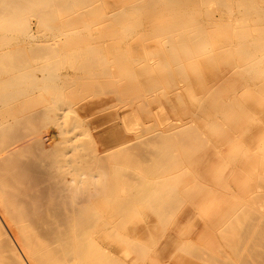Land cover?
Segmentation results:
<instances>
[{"label": "rangeland", "instance_id": "obj_1", "mask_svg": "<svg viewBox=\"0 0 264 264\" xmlns=\"http://www.w3.org/2000/svg\"><path fill=\"white\" fill-rule=\"evenodd\" d=\"M125 1H127V2H125ZM181 1L184 3V5L187 8H191L192 11H195L196 14H198L196 12L198 10L199 14H200V16H202L203 20H209V22H205L206 26H205L204 30H205L206 37H205L204 43L202 44V47L199 50L194 51L193 53H191L188 56L181 55L179 53H176V54L173 53V51L171 50V37L176 38V35L171 34V33H175V32L171 31L170 35L169 34L166 35L164 33L165 30L163 31V29H162L165 24H169V22H170L169 19L172 18V17H170V13H169V11L171 9L168 8V5L171 3L170 0H122V2L121 1L119 2V0H90L87 3V6L80 5L79 2H74L73 6L70 10H63L62 9L60 12H58L57 16L59 17L60 21L63 23H67L71 20H77L80 24L86 23L85 29L89 28L88 31H87V29L85 30L86 34L94 35L95 39H97V41H95V44H97V45H95V46H99V47L103 48L104 57H103L102 61L100 62V64H98L100 73H103V74L99 75L97 78H94V79H92L90 77V75L87 73L86 70L83 69V71H82L81 67H78L79 62L82 59L77 58V55H76L77 50L73 49V50H71L72 52L70 50H63L65 47H68V45L66 43L67 35L60 33V31L59 32L57 31V33L56 32L53 33V32L49 31L51 33V35H49L50 33H47V30H45L41 26H39V23H38L39 19L37 16H35L33 14L32 15L29 14V16H27V18H26L28 20L27 22L30 24V33L35 34V35H33V34L32 35L35 38L37 37L36 39H41V40L44 39L43 41L40 40L42 43L41 45H43V44L45 45L47 42L46 46H49V45L50 46H57L63 50L65 56L70 55L69 57H67L68 59L66 58V61L64 60V65L66 62L67 63L65 65L66 68L64 67V69H63V77L62 78L64 79L63 81H66L65 82L66 83L65 84L66 89L62 93L64 101H62L61 103H71V108L75 111V112H72L71 115L74 118L76 117V119L79 120L78 127H76L74 130V132L77 134V137L75 138L74 143L81 144L83 141L92 140L93 143L95 144L96 148L99 150H103L105 147H107V148H112L113 150L116 149L115 151L118 150L119 152L121 150L125 151V153H124L125 155L121 161V163L124 161L122 163L123 167L121 168V170L122 169L124 170L122 172L123 175L121 174V178L124 180H122V182L119 184V191L121 193L120 199L123 201L119 200L116 202H109L108 196L104 195L103 200L101 202L103 214L105 215L107 213V215H105V216H110L113 218V221H114L113 227L114 228L113 227L109 228L111 230L106 229V231H104L101 234L100 244L102 245L104 250L106 248V250H105L106 252H110V253L112 252L111 255L114 257L113 258L114 264H203V263L204 264H212L211 261L214 262L213 264H221V263L222 264L223 263L224 264L225 263L226 264H230V263L238 264L239 259L236 256V252H234L229 247V245H228L229 242L226 243L227 237L225 234H223L221 232L220 226H217V225L221 224V219H222L223 215L225 214L226 210L231 205V203H235V201L236 202L241 201V202H245V203H249L250 201L254 202V201H257V199L259 200V198H262V196L264 195V190H263L264 189V181H263L264 180V64H263V60H261L262 65H261L260 71L258 69L255 72V74H258L257 72H260L258 75L252 74L254 72L250 68L252 65L251 62L253 61L254 57H257V54H258V57L262 56V59L264 58V54H263L264 53V37H263L264 35H261V34H264L263 33L264 32V28H263L264 27L263 26L264 21H263V23H260L261 22L260 16L256 15L258 13L254 14L256 12V8L254 5L255 4L258 6L263 5L264 0H261L262 2L260 0L259 1L257 0L258 3L260 2V4L255 2L256 0H235V1L234 0H223L226 4L222 3V1H220V0H211V1H209V0H207V1H203V0H177L176 1L175 0V2H173V3H181ZM216 1H217V3L219 1L218 4H220V3H222V4L218 5L216 3ZM230 1H231V4H230ZM252 1H254V2L252 3ZM115 2H117V3H115ZM123 2L125 4H132V3L136 2V3H146L148 5H151V6L146 8V11L143 13L141 18L138 16L136 17L137 23L140 25V21H141V23L144 25L136 28L133 33L132 32L129 33V30H127L128 32L123 33L125 30H123V26L121 24L124 21L120 22L119 16L114 15L115 10H117L122 4H124ZM203 2H205V3L203 4ZM157 4H158V6H157ZM251 4H253V5H251ZM116 6L118 7L117 9H116ZM78 7H80V8H78ZM112 7H114L113 10H112ZM223 7H225V8H223ZM237 7H239V9ZM107 8H109V9H107ZM242 8H244L250 12L254 11L252 13L255 15L256 19L252 13L245 11L246 13L247 12L249 13V15H248V13L246 14L245 12H242L243 11ZM83 9H85V10L83 11ZM106 9H107V11H106ZM230 9H231V11H227ZM221 10H224V11H221ZM239 10L241 13L239 12ZM113 11H114V14H113ZM102 13H104V14L107 13V14L101 15ZM109 13H111V14H109ZM229 13L231 14V17L229 16ZM242 13H245V14H242ZM150 14H152V15H150ZM240 14H242V16ZM86 15H87V17H86ZM100 15H101V18H99L100 20H98V16H100ZM102 16L106 19H104ZM94 18H96V19H94ZM88 19L90 20V22ZM91 19H94V20H91ZM257 21H259V24ZM87 22H88V24H87ZM255 22H257V23H255ZM213 23H214V25H213ZM247 23L249 24V26ZM116 26H117V28H116ZM221 26L226 27V30H225V28L223 30V27H221ZM250 26H251V28H249ZM168 27H169V25H168ZM219 27H220V29L217 30V28H219ZM229 28L230 29L232 28V29L230 30ZM249 29H252V30H249ZM44 30L46 33L44 32ZM228 30H229V32H228ZM254 31H256V32H254ZM249 33H250V35H249ZM255 34L260 35V37H263V38H260L259 36H256ZM101 35H103V37ZM112 35H113V38H112ZM246 35H248V37H250V38L252 36V38H254L255 40H253L252 38H251L252 40H250V38H249V39H247L249 42L248 43L246 38H245ZM15 36H17V38H21L22 34L17 33ZM54 36H56V37H54ZM51 37L52 38L54 37L53 38L54 41L52 40ZM104 37H105V39H104ZM125 37H126V40H125ZM50 38H51V40H50ZM133 38H135V39H133ZM136 38H138V39H136ZM47 39H49L51 42ZM225 39H226V41H225ZM243 39L246 40V41H244V43H243ZM48 42H50V44H48ZM134 43H135V45H134ZM146 45H147V47H146ZM249 45H251V46H249ZM142 46L144 49L141 48ZM221 46H222V48H220ZM255 48H257V49H255ZM249 49H252V50H249ZM141 50L142 51L144 50L143 51L144 53ZM254 50H255V52H254ZM67 51H69V54L66 55V53H68ZM146 51H147V53H146ZM138 52H140V53H138ZM167 52H169V53H167ZM255 53H256V55H255ZM248 54H249V56L247 57ZM261 54H263V55H261ZM132 55H133V57H131ZM137 55H138V57H137ZM160 55L161 56L163 55V56L160 57ZM135 56L137 57V59ZM154 56H156V57H154ZM129 57H130V59H129ZM141 57L143 58V60ZM165 57H167V58L165 59ZM145 59H146V61H145ZM164 60H167V61H164ZM140 62L142 65L140 64ZM166 62H168V63H166ZM67 64H68V66H67ZM72 65H75V66H72ZM165 65L167 67H165ZM242 65H244V66H242ZM248 65L250 66L249 67L250 69L248 68ZM137 66H138V68H137ZM176 66H178V67H176ZM245 66H247L248 70L246 69ZM242 68H243V70H241ZM101 69H103V70H101ZM106 69L108 72L105 71ZM135 69L138 71L137 74H136L137 71ZM65 70H66V72H65ZM178 71H180V72H178ZM245 71H248L250 76H248L249 74L246 73ZM68 72L69 73L71 72V73L69 74ZM104 72L110 74L108 76L109 77L108 80H110L113 85H110L109 86L110 88H105L107 91L106 90L96 91V89L94 90L93 86L97 84L96 83L97 80L101 79V81H103L104 79L107 80V78H108ZM147 73H148V75H147ZM244 73H245V75H244ZM83 74L85 76H82ZM111 74H113V75H111ZM246 74H248V75H246ZM261 74H262V76H261ZM137 75H138V77H137ZM171 75H173V76H171ZM251 75H254V76L252 77ZM126 77H129V78H126ZM158 77L160 80L158 79ZM138 78H139V80H138ZM252 78H254V79H252ZM90 79H92V80L90 81ZM111 79H113L114 82ZM117 79L118 80L120 79V80L118 81ZM246 79L248 80V82L246 81ZM116 82H119V83H116ZM139 82H141L143 87H141L142 85ZM87 83H88V85H87ZM174 83L178 87H176V85ZM90 84H92V85H90ZM151 84H152V86H151ZM160 84H162V85H160ZM114 85L116 86L117 91H114V88H115ZM117 85H118V87H117ZM139 85H141V86H139ZM213 85L215 87V90H214ZM91 86H92V88H91ZM146 86H147V89H146ZM209 86H210V88H209ZM111 87H113L114 92L111 91V89H112ZM151 87H152V89H151ZM153 87L155 89H157L156 87H159V88H158V90H155ZM185 87H187V88H185ZM133 89H135V90H133ZM171 91L173 93H171ZM192 91H194V92H192ZM152 92H153V94H152ZM139 93H142V94H139ZM206 93H208V94H206ZM131 94L132 95L135 94V95L132 96ZM141 95L143 97L147 96V98L145 99V98L141 97ZM151 95H153V96H151ZM115 97L117 98V100ZM140 97H141V99L143 98L145 103H147L146 105L143 101H141V99H139ZM169 97H171V98H169ZM129 98H130V100H129ZM135 98H136V100H134ZM112 99H114V100H112ZM159 99H160V101H159ZM230 99L232 100V103H231ZM124 100H126V101H124ZM65 101H67V102H65ZM172 101L175 103L176 107L173 105L174 103ZM73 102H75V103H73ZM76 102H78V103L76 104ZM141 102L144 105L141 106V104H142ZM80 103H81V105H80ZM85 103H87V105H85ZM112 103H114V104H112ZM105 104H106V108H105ZM107 104H109V105L111 104L110 107L107 106ZM188 104H190V105H188ZM76 105L78 108L79 107L80 108L79 109L76 108L75 107ZM103 105H104V107H103ZM101 106H102V108H101ZM146 106H148L149 108L146 109ZM123 107L124 108L133 107L132 108L133 110L136 109L135 113H134V111H132L130 109L126 111L125 109H123ZM142 107H145V108L143 109ZM181 107H183V109ZM83 108H84V110H83ZM128 108H126V109H128ZM188 110H191L194 113L190 112L191 113L190 114ZM150 111L152 112V115H151ZM183 111L185 114L183 113ZM127 112H129V113H127ZM147 115H151V116H149L151 118H149ZM189 115H190V118H188ZM123 117H124V120H123ZM154 118H155V122H154ZM91 120H93V121H91ZM130 120H131V122H130ZM172 120L174 122L178 121L181 125L179 123L178 124L180 126L177 125ZM88 121H90V122H88ZM81 122H82V124H81ZM166 124H167V127H166ZM170 124H172V125L175 124L176 127L174 125L173 127H175V128H172L171 127L172 125H170ZM135 126H138V127H135ZM147 126H148V129L150 127H151V129L148 130L146 128ZM184 126H185V128H184ZM131 127L132 128L134 127V130H132ZM48 128L54 132L56 129V126H55V124H49ZM145 128L149 132L150 131L151 132L147 133V130H145ZM152 128H155L156 130L154 129L155 130L154 131ZM161 128H163V131ZM168 129H169V131H168ZM176 129L180 132H177ZM89 130H91V132ZM144 130L146 132H144ZM174 130H176V133H178V134L174 133L173 132ZM242 130H244L245 132ZM169 132L170 133L172 132V136L174 135L173 137H171L172 141H169V143H170V145L176 146L177 148L173 147V146L172 147L175 150L177 149L176 151H178L176 153V151L174 150L176 155H174L172 157L170 155L172 153V151L169 154L171 162H175L174 166H173V170H172V176H173V174H175L174 176H176L178 174L179 175L181 174L179 177L183 176L182 178H180V180H177V182H176V185H177L178 190H179L177 194H180V195H178L176 197L172 195V197H174L175 200L173 199L174 202L173 201H172V203L170 202L171 204L169 203V200L166 199L167 201H166L165 210H159L160 204H158V203L156 204V201H152L150 203V201L146 202V200L144 201L143 199L141 200L138 198L134 199L135 201L134 200H132L131 202L129 201V203H127L125 205V209H124V207L122 209H117L118 205H121L120 203L124 202V200L126 199V197H127L126 194L128 193L127 190L131 189V185L129 186L130 183L128 180L133 178L132 177L133 174H137V175H135V177L136 176H142L144 178L145 177L151 178L154 175V174H152V176H151V172L152 173L155 172V171H152L154 168H152L151 166L155 165V162L157 161V157H155L156 156L155 155L153 158V154L156 152V149L159 148V146H157V143H156L157 140H155L156 139L155 137H157L159 139L158 140V142H159V141H161L160 139H163V138H161L158 135V133L162 137H164V134L169 133ZM189 132H191V133H189ZM232 132H234V133L232 134ZM151 133L152 134L156 133L155 135H152V136H154V139H151V138H153L151 136ZM82 134L86 135V136L84 137ZM136 134L140 138L137 137ZM147 134L150 136H148ZM144 135L146 136V139H144V137H145ZM191 135L192 136L194 135L193 138H195V139H193ZM178 136H180V137H178ZM182 136H184V138L187 136V138H185V139H189V140L183 141ZM255 136H256V138H255ZM132 137L135 140H133ZM141 137H143V138H141ZM138 138H139V140H138ZM149 138L151 139L150 141H148ZM196 139H198V140H196ZM144 140H145L146 144H143ZM152 140H154V141L152 142ZM183 143H186V144H183ZM136 144H138L139 147H141V150L146 149V152L143 150H142L143 152L142 151L140 152V153H144V154L146 153L147 154V155L145 154V156H144V154H141L140 159H142V161L144 163H146L145 159H148V158L143 159V157H148V155L151 156V154H152L151 151H155L152 154V160L154 159V161H152V160L147 161L149 163L151 161L150 164H152V162H153L152 165H150L149 163H146V164H148L147 168H146V166L143 164V162H141V160H139L138 156H140V155H138L139 154L138 150H140V149H138L139 147L137 148L138 145H136ZM218 144H220V145H218ZM125 145H127L129 147L127 148ZM158 145H159V143H158ZM113 146L115 148H113ZM241 146H242V148H241ZM130 148L132 149V151L129 150ZM135 149H137V152H135V153L137 154L138 158L136 157V154L133 153V151H135ZM153 149H155V150H153ZM189 150H190V152H189ZM183 151H184V153H183ZM148 152H150V154ZM178 154L181 155V158H179L180 156ZM225 155H227V156H225ZM177 158H179V159L184 158V159H182L180 161V160H177ZM224 158H225V160H224ZM149 159H151V157ZM174 159L177 161H173ZM226 159H229L230 164L228 163V160H226ZM230 161H232L233 163ZM130 164H131V166H130ZM226 165H227V167H226ZM217 168H218V170H217ZM147 169H149V170L151 169V171L149 172V170H147ZM129 171H131V173L132 172H134V173L131 174ZM146 172L148 173V176H147ZM240 172H241V174H240ZM124 173H127V174L130 173L131 176L129 174L130 177H128V175H126ZM211 174H213V175H211ZM257 174H258V176H257ZM217 175H219L218 176L219 178L217 177ZM154 177H157V175H154ZM176 177L177 178H175V179H179L178 176H176ZM246 177H247V179H246ZM157 178L159 181L161 180V179H159V177H157ZM192 181H194V182H192ZM200 182H202L204 184H202ZM220 182H221V184H220ZM194 183H195V185H194ZM197 183H199V184H197ZM197 186H200V187H197ZM203 186H205V187L203 188ZM210 186H212V187H210ZM128 187H130V188H128ZM215 187H216V189H215ZM218 187H220V188H218ZM223 190H224V192H223ZM229 192H231V193H229ZM166 193H167V191H166ZM163 194L164 193L162 192V195ZM225 194H227V195H225ZM127 195H129V194H127ZM168 195H170V194H168ZM161 196H160V198H161ZM165 196H167V194ZM165 196L163 195L162 198L163 197L165 198ZM106 197H107V199H106ZM169 197L172 198L171 196H169ZM169 197H166V198L169 199ZM221 197H222V199H221ZM162 198H161V200H162ZM235 198H237V199H235ZM179 200H181V201H179ZM221 202H222V204H221ZM133 203H135V204H133ZM154 203L156 204L155 206H157L156 207L157 209L155 208ZM147 204L153 205L154 207L153 206L148 207ZM136 206H137V208H136ZM183 206H184V208H183ZM173 208H175V209H173ZM181 208H183V209H181ZM134 209H136V211H138V212H136ZM121 211H123V212L121 213ZM131 214H132V216H130ZM117 217H119V218H117ZM160 217L162 218V220ZM180 219H182V220H180ZM161 224H162V226H161ZM169 226H170V228H169ZM218 228H219V230H218ZM118 232H120L122 234H120ZM112 233H113V235H112ZM116 233L120 234V236H122V238L120 236H118V234H116ZM180 233L183 235V238H182V235ZM123 234L126 236H124ZM150 234H152V235H150ZM217 234L219 237L217 236ZM115 236H118V238ZM152 236H154V238H152ZM198 236L200 238H198ZM207 237L209 238V240H211L210 238H212V240L217 238V241H216V239H215V241H212V240L207 241V239H208ZM125 238H126V240H125ZM188 239H191V240H188ZM222 240H224V241H222ZM135 242L137 245H135ZM208 242H210L212 244L210 245V243H208ZM191 243H193V244H191ZM178 244H180V248H179ZM182 244H184V245H182ZM192 245H193V247L194 246L196 247L198 245L196 248L194 247L195 249L193 248L196 252L192 249ZM209 245L212 246V248ZM214 245H216V247L217 246L220 247L219 248L220 250H218V247L216 248ZM219 245H221V246H219ZM153 246H155V247H153ZM213 246H214V248H213ZM139 247H144L145 252H143V248H141L142 249V251L140 250L141 252L139 250L137 251L136 248L139 249ZM133 248H134V250H133ZM175 249H176V251H175ZM209 249L214 251V252L210 251ZM108 250H110V251H108ZM186 250L187 251L190 250V251L187 252ZM192 250L195 254L192 252ZM100 252H103V251H100ZM177 252H178V254H177ZM114 254H116L118 257L114 256ZM120 254H121V256H120ZM200 254H202V255H200ZM215 254H217V255H215ZM218 254L220 257L218 256ZM149 255H150V258H149ZM195 255L197 257H198V255H200V259H199V257L196 258ZM203 256L206 258H204ZM221 257L225 261H223V259ZM209 258H210V261H209ZM219 258H220L221 262L216 261ZM262 259L264 260V258H262ZM263 260L258 261V258H252V259L250 258V263L252 262V264H256V263L260 264V262H261V264H264ZM103 263L105 264L106 262L103 261Z\"/></svg>", "mask_w": 264, "mask_h": 264}, {"label": "bare ground", "instance_id": "obj_2", "mask_svg": "<svg viewBox=\"0 0 264 264\" xmlns=\"http://www.w3.org/2000/svg\"><path fill=\"white\" fill-rule=\"evenodd\" d=\"M89 1L90 0H0V264H104L103 261L106 262L105 264H114V260H113L114 257L111 255L112 252L111 253L106 252L105 251L106 248L104 247L105 248V250H104L102 245L100 244L101 234L104 231H106V229L111 230L109 228L113 227V222H114L112 217L105 216V215H107V213L105 215L103 214L101 202L103 200L104 195L108 196L109 202H116L119 200L123 201L120 199L121 193L119 191V184L122 182V180H124L121 178V174L124 171L123 169L121 170V168L123 167L122 163L124 161L122 163H121V161L125 155L124 154L125 151L121 150L122 152L121 151L119 152L117 150L118 151L117 152V151H115L116 149L113 150L112 148H107V147H105L103 150H99L96 148V146L92 140L83 141L81 144L74 143L75 138L77 137V134L74 132V130L76 127H78L79 120L76 119V117L74 118L71 115L72 112H75L71 108V103H61L62 101H64L62 93L66 89V85H65L66 81H63L64 79L62 78L63 77V69L67 63L66 62L64 65V60L66 61V58L70 56V55L65 56L63 50H70V51L73 49L77 50V54H76L77 58L82 59L79 62L78 67H81L82 71H83V69L86 70L92 79L97 78L99 75L103 74V73H100V70L98 67V64H100V62L102 61V59L104 57L103 48H101L99 46H95V45H97V44H95V41H97V39H95L94 35L86 34L85 30L87 29V31H88V29H89V28L85 29L86 23L80 24L77 20H71L67 23H63L60 21L59 17L57 16L58 12H60L62 9L63 10H70L72 8L74 2H79L80 5L87 6V3ZM120 1L122 2V0H119V2ZM170 1H171V3L168 5V8L171 9L169 11V13H170V17H172V18L169 19L170 20L169 24H165L162 29H163V31L165 30L164 33L166 35L167 34L170 35L171 31L175 32V33H171V34L176 35V38L171 37V50L173 51V53L174 54L179 53L181 55L188 56L191 53H193L194 51H197L202 47V44L204 43L205 37H206L205 30H204L205 26H206L205 22H209V20H203L202 16H200L198 10L196 11L198 14H196L195 11L191 10V8H187L182 1H181V3H173V2H175V0H170ZM203 1H207V0H203ZM209 1H211V0H209ZM220 1H222V3H224V4H226L223 0H220ZM258 1L256 0L255 2L258 3ZM125 2H127V1H125ZM253 2L254 1H252V3ZM115 3H117V2H115ZM204 3L205 2H203V4ZM216 3H217V1H216ZM218 3H219V1H218ZM222 3H220L218 5H221ZM230 4H231V1H230ZM258 4H260V2ZM251 5H253V4H251ZM263 5H259V6L256 4L254 5L256 8V12L254 14L258 13L256 15L260 16V19H261L260 23H263V21H264V6ZM149 6H151V5H148L146 3H136V2L132 3V4H125L124 3L119 8L116 6V9L117 8L118 9L115 10V14L113 11V14L119 16L120 22L124 21L121 24L123 26V30H125L123 33L128 32L127 30H129V33H131V32L133 33L136 28L144 25L141 23V21H140V25H139L137 23L136 17L138 16L141 18L143 13L146 11V8ZM157 6H158V4H157ZM78 8H80V7H78ZM109 8H107V9H109ZM223 8H225V7H223ZM237 8L239 9V7H237ZM107 9H106V11H107ZM113 9H114V7H112V10ZM242 9H243V11L241 10L242 12L248 11L244 8H242ZM84 10L85 9H83V11ZM221 11H224V10H221ZM227 11H231V9L227 10ZM239 12H240V10H239ZM248 12H250V11H248ZM252 12H254V11H252ZM252 12H250V13H252ZM111 13H109V14H111ZM245 13H242V14H245ZM29 14H31V15L33 14V15L38 17L39 26H41L43 29L47 30V33H50V32H53V33L56 32L57 33V31L58 32L60 31V33L67 35L66 43H67L68 47H65L62 50L57 46H50V45L46 46L47 42L45 45L44 44L41 45L42 44L41 41H43L44 39H42V40L36 39L37 37L35 38L33 36L35 34L32 33L33 34L32 35L30 33V24L27 22L28 20L26 19L27 16H29ZM103 14L104 13H102L101 15H103ZM106 14H104V15H106ZM242 14H240V15L242 16ZM254 14H253V16L255 17ZM101 15L98 16V20H100L99 18H101ZM150 15H152V14H150ZM248 15H249V13H248ZM229 16L231 17L230 13H229ZM86 17H87V15H86ZM94 19H96V18H94ZM94 19H91V20H94ZM104 19H106V18H104ZM255 19H256V17H255ZM89 22H90V20H89ZM257 22L259 24V21H257ZM257 22H255V23H257ZM87 24H88V22H87ZM168 25H169V27H168ZM213 25H214V23H213ZM248 26H249V24H248ZM221 27H223V26H221ZM116 28H117V26H116ZM224 28L226 30V27H223V30H224ZM249 28H251V26ZM219 29H220V27L217 28V30H219ZM45 30H44V32H45ZM249 30H252V29H249ZM228 32H229V30H228ZM254 32H256V31H254ZM17 33L22 34V37L17 38V36H15ZM49 35H51V33ZM249 35H250V33H249ZM261 35H264V34H261ZM101 36L103 37V35H101ZM256 36L260 37V35H256ZM54 37H56V36H54ZM263 37H260V38H263ZM51 38H50V40H51ZM53 38H52V40L54 41ZM112 38H113V35H112ZM245 38L247 40L250 37H248V35H246ZM251 38H252V36H251ZM251 38H250V40H252V39L255 40L254 38H252V39ZM104 39H105V37H104ZM133 39H135V38H133ZM136 39H138V38H136ZM47 40H49V39H47ZM125 40H126V37H125ZM246 40L243 39V43ZM225 41H226V39H225ZM50 42H48V44H50ZM247 42H248V40H247ZM134 45H135V43H134ZM249 46H251V45H249ZM146 47H147V45H146ZM141 48L144 49L143 46ZM220 48H222V46ZM255 49H257V48H255ZM249 50H252V49H249ZM67 52L68 53H66V55L69 54V51H67ZM254 52H255V50H254ZM138 53H140V52H138ZM146 53H147V51H146ZM167 53H169V52H167ZM263 54H261V55H263ZM255 55H256V53H255ZM162 56L160 55V57H162ZM248 56H249V54L247 55V57ZM131 57H133V55ZM137 57H138V55H137ZM137 57H136V59H137ZM154 57H156V56H154ZM166 58L167 57H165V59ZM129 59H130V57H129ZM142 60H143V58H142ZM261 60H263V64H264V58L262 59V56L258 57V54H257V57H254L253 61L251 62L252 63L251 67L248 65V68L250 67L252 69V71L254 72V73L251 72L252 74L258 75L260 73V72H257L258 74H255V72L258 69L260 71V68L262 65ZM145 61H146V59H145ZM164 61H167V60H164ZM166 63H168V62H166ZM140 64H141V62H140ZM67 66H68V64H67ZM72 66H75V65H72ZM138 66H137V68H138ZM242 66H244V65H242ZM165 67H167V66L165 65ZM176 67H178V66H176ZM245 67L247 69V66H245ZM101 70H103V69H101ZM241 70H243V68ZM105 71L108 72L107 69ZM65 72H66V70H65ZM106 72H104V73L108 77L110 74H108ZM178 72H180V71H178ZM245 72L248 73V71H245ZM137 73H138V71L136 72V74ZM248 74H246V75H248ZM111 75H113V74H111ZM147 75H148V73H147ZM244 75H245V73H244ZM254 75H251V76L253 77ZM82 76H85V75L83 74ZM171 76H173V75H171ZM248 76H250V74ZM261 76H262V74H261ZM137 77H138V75H137ZM126 78H129V77H126ZM92 79H90V81ZM108 79H109V77L107 78V80L106 79H104L103 81H101V79L97 80V82H96L97 84L96 85L93 84L94 90L96 89V91H98V90L102 91V90H106L105 88H110L109 86L113 85V84ZM158 79H159V77H158ZM252 79H254V78H252ZM111 80L113 81V79H111ZM138 80H139V78H138ZM246 81L248 82L247 79H246ZM116 83H119V82H116ZM139 83L141 84V82H139ZM87 85H88V83H87ZM90 85H92V84H90ZM141 85H139V86H141ZM160 85H162V84H160ZM151 86H152V84H151ZM210 86H209V88H210ZM113 87H111L112 88L111 91H113ZM117 87H118V85H117ZM141 87H143V85ZM176 87H178V86L176 85ZM213 87H214V85H213ZM91 88H92V86H91ZM156 88L157 89H155V88L154 89L158 90L159 87H156ZM185 88H187V87H185ZM146 89H147V86H146ZM151 89H152V87H151ZM133 90H135V89H133ZM214 90H215V87H214ZM114 91H117L116 86L114 88ZM192 92H194V91H192ZM171 93H173V92L171 91ZM139 94H142V93H139ZM152 94H153V92H152ZM206 94H208V93H206ZM134 95H132V96H134ZM151 96H153V95H151ZM141 97H143V96L141 95ZM141 97L139 99H141ZM143 98L146 99L147 96H144ZM143 98L141 99V101H143L145 103ZM169 98H171V97H169ZM112 100H114V99H112ZM116 100H117V98H116ZM129 100H130V98H129ZM134 100H136V98ZM124 101H126V100H124ZM159 101H160V99H159ZM65 102H67V101H65ZM73 103H75V102H73ZM77 103L78 102H76V104ZM231 103H232V100H231ZM112 104H114V103H112ZM146 104L147 103H145V105ZM190 104H188V105H190ZM80 105H81V103H80ZM85 105H87V103H85ZM110 105L107 104V106H109V107H110ZM142 105H144V104L142 103L141 106ZM173 105L175 106V103ZM75 107L78 108L77 105ZM103 107H104V105H103ZM128 107H126V108H128ZM101 108H102V106H101ZM105 108H106V104H105ZM126 108L123 107V109H125L126 111L130 109V110L134 111V113H135V110H136L135 108H134L135 110L132 109L133 107L128 108V109H126ZM142 108L144 109L145 107H142ZM147 108H149V107L146 106V109ZM181 108L183 109V107H181ZM83 110H84V108H83ZM188 111H189V113L190 112L194 113L191 110H188ZM127 113H129V112H127ZM183 113H184V111H183ZM151 115H152V112H151ZM151 115H147V116L149 117ZM149 118H151V117H149ZM188 118H190V115ZM123 120H124V117H123ZM91 121H93V120H91ZM88 122H90V121H88ZM130 122H131V120H130ZM154 122H155V118H154ZM174 123H176L177 125L180 124L178 121L177 122L175 121ZM49 124H55L56 129L54 132L48 128ZM81 124H82V122H81ZM167 124H166V127H167ZM170 125H172V124H170ZM174 125H172L171 127L175 128L176 125H175V127H173ZM185 126H184V128H185ZM135 127H138V126H135ZM146 128L148 129V126ZM146 128H145V130H147ZM149 129H151V127ZM152 129L154 130L155 128H152ZM161 129L163 131V128H161ZM132 130H134V127L132 128ZM145 130H144V132H146ZM148 130H147V133L149 132ZM176 130H174L173 132L176 133ZM89 131L91 132V130H89ZM168 131H169V129H168ZM242 131H244V130H242ZM177 132H180V131L177 130ZM189 133H191V132H189ZM233 133L234 132H232V134ZM155 134L156 133H154V134L151 133V136L155 135ZM176 134H178V133H176ZM158 135L163 139H160L161 141L158 142L159 139L157 137H155L156 138L155 140H157L156 141L157 146H159V148L156 149V152L151 151L152 154L155 152L153 154V158L155 155H156L155 157H157V161L155 160L156 161L155 165L151 166L152 168H154L152 171H155L153 173L151 172V176H152V174L157 175V177H159V179H161V180L159 181L157 177H154V175L151 178H149V177L144 178L142 176H136L135 177V175H137V174H133L134 172L131 173V171H129L131 174L134 175V176L132 175V177H133L132 179L128 180L130 183V184L129 183L128 184H129V186L131 185V189L127 190L128 191L127 194H129V195L126 194V196L128 198L126 197L124 202L120 203L121 205H118L117 209H122L123 207L125 209V205L127 203H129V201L131 202L132 200L138 198L141 200L143 199L144 201L146 200V202L150 201V203L152 201H156V204L157 203L160 204L159 210H165L166 201L169 200V203L170 202L172 203V201L174 202V200H175L174 197H172V195L175 197L180 195V194H177L179 190H178V187L176 185V182H177V180H180V178H182L183 176L179 177L181 174L176 175L179 177V179H175V178H177L176 176H174L175 174H173V176H172V170H173V166H174L175 162H171L170 157H169V154L171 151H172V153L170 154L171 157L176 155V153L178 152V151H176L177 149L175 150L173 148L176 146L170 145V143H169V141H172L171 137H173L174 135L172 136V132L164 134V137H162L159 133H158ZM83 136L85 137L86 135H83ZM148 136H150V135H148ZM137 137H139V136L137 135ZM143 137H141V138H143ZM152 137L153 138H151V139H154V136H152ZM178 137H180V136H178ZM182 137H183V139H182L183 141L189 140V139H185V138H187V136L185 138H184V136H182ZM193 137H194V135L192 136V138ZM139 138H138V140H139ZM255 138H256V136H255ZM132 139H133V137H132ZM144 139H146V136L144 137ZM151 139L149 138L148 141H150ZM193 139H195V138H193ZM198 139H196V140H198ZM133 140H135V139H133ZM153 141L154 140H152V142ZM158 143H159V145H158ZM138 144H136V145H138ZM143 144H146L145 140H144ZM183 144H186V143H183ZM218 145H220V144H218ZM125 146L127 148L129 147L127 145H125ZM138 147H139V145L137 146V148ZM113 148H115V147L113 146ZM241 148H242V146H241ZM138 149H140V150H138V152H139L138 155H140V156H138L139 160H141V162H143L142 159H140L141 154H144V153H140L143 149L141 150V147H139ZM129 150L132 151L131 148ZM153 150H155V149H153ZM174 150L176 151V153ZM143 151L146 152V149H144ZM135 152H137V149H135V151H133L134 154H136ZM189 152H190V150H189ZM148 153L150 154V152H148ZM183 153H184V151H183ZM145 154H144V156H145ZM152 154H151V156L148 155V157H143V159L148 158V159H145L146 163H149V162H147L148 160H152ZM149 156L151 157V159H149L150 158ZM179 156H180L179 158H181V155H179ZM225 156H227V155H225ZM136 157H137V154H136ZM179 158H177V160L181 161L182 159H184V158H182V159H179ZM225 158H224V160H225ZM177 160L174 159L173 161H177ZM226 160H228V163H229V159H226ZM152 161H154V159ZM230 162H232V161H230ZM146 163L143 162V164L147 168L148 164H146ZM150 163H151V161H150ZM152 164H153V162H152ZM152 164H150V165H152ZM130 166H131V164H130ZM226 167H227V165H226ZM218 168H217V170H218ZM147 170H149V169H147ZM150 171H151V169L149 170V172ZM130 173H128V174L124 173V174H126V175H128V177H130L131 176ZM148 173H147V176H148ZM129 174H130V176H129ZM240 174H241V172H240ZM211 175H213V174H211ZM218 176L219 175H217V177ZM257 176H258V174H257ZM246 179H247V177H246ZM192 182H194V181H192ZM200 183H202V182H200ZM197 184H199V183H197ZM202 184H204V183H202ZM220 184H221V182H220ZM194 185H195V183H194ZM197 187H200V186H197ZM204 187L205 186H203V188ZM210 187H212V186H210ZM216 187H215V189H216ZM128 188H130V187H128ZM218 188H220V187H218ZM166 191H167V193H166ZM162 192L164 193L163 194L164 196L167 194V196H165V198L163 197L164 199L162 198V196H163ZM223 192H224V190H223ZM229 193H231V192H229ZM168 194H170V195H168ZM225 195H227V194H225ZM160 196H161L162 200H161ZM169 196H171L172 198H170ZM166 197H169V199ZM106 199H107V197H106ZM221 199H222V197H221ZM235 199H237V198H235ZM179 201H181V200H179ZM133 204H135V203H133ZM156 204L154 203V206ZM221 204H222V202H221ZM149 206L151 207L153 205H148V207ZM156 207L157 206H155V208ZM136 208H137V206H136ZM175 208H173V209H175ZM183 208H184V206H183ZM183 208H181V209H183ZM134 210L136 211V209H134ZM122 212L123 211H121V213ZM136 212H138V211H136ZM130 216H132V214ZM117 218H119V217H117ZM161 220H162V218H161ZM180 220H182V219H180ZM162 224H161V226H162ZM217 226H220L221 232L226 235V237H227L226 243L229 242L228 243L229 247L234 252H236V256L239 259L238 264H252V262L250 263V258L251 259L252 258H258V261L263 260L262 258H264V195L262 196V198H259V200L257 199V201H254V202L250 201L249 203H245V202H241V201H237V202L235 201V203H231V205L226 210L225 214L223 215V217L221 219V224L217 225ZM169 228H170V226H169ZM218 230H219V228H218ZM118 233H120V232H118ZM118 233H116V234H118ZM120 234H122V233H120ZM120 234H118V236H120ZM112 235H113V233H112ZM150 235H152V234H150ZM118 236H115V237L118 238ZM124 236H126V235H124ZM217 236H218V234H217ZM120 237L122 238V236H120ZM152 238H154V236H152ZM182 238H183V235H182ZM198 238H200V237L198 236ZM210 239L212 240V238H210ZM215 239L217 241V238H215ZM215 239L212 241H215ZM125 240H126V238H125ZM188 240H191V239H188ZM211 240H209V238L207 239V241H211ZM222 241H224V240H222ZM208 243H210V242H208ZM184 244H182V245H184ZM191 244H193V243H191ZM211 244L212 243H210V245ZM135 245H137L136 242H135ZM178 245L180 248V244H178ZM214 246L216 247V245H214ZM214 246H213V248H214ZM219 246H221V245H219ZM153 247H155V246H153ZM194 247L192 245V249ZM210 247L212 248V246H210ZM134 248H133V250H134ZM141 248H143V252H145L144 247H139V249L138 248H136V249H137V251L138 250L142 251ZM219 248L220 247H218V250H220ZM190 250H188V251H190ZM193 250H192V252H193ZM100 251H103V252H100ZM108 251H110V250H108ZM175 251H176V249H175ZM210 251H212V250H210ZM212 252H214V251H212ZM177 254H178V252H177ZM150 255H149V258H150ZM200 255H202V254H200ZM200 255H198L199 259H200ZM215 255H217V254H215ZM114 256H117V255L114 254ZM120 256H121V254H120ZM218 256H219V254H218ZM198 257L196 256V258H198ZM204 258H206V257H204ZM209 261H210V258H209ZM216 261L221 262L220 258ZM223 261H225V260L223 259ZM211 262H212V264L214 263L213 261H211ZM263 262H264V260H263ZM230 264H232V263H230ZM260 264H261V262H260Z\"/></svg>", "mask_w": 264, "mask_h": 264}]
</instances>
